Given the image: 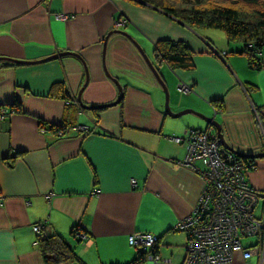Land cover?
<instances>
[{
  "label": "crops",
  "instance_id": "obj_1",
  "mask_svg": "<svg viewBox=\"0 0 264 264\" xmlns=\"http://www.w3.org/2000/svg\"><path fill=\"white\" fill-rule=\"evenodd\" d=\"M117 20L125 21L118 31L137 43L168 89L173 84L168 70L176 89L191 86L187 100L174 102L171 114L206 105L213 110L216 102L220 112L214 120L229 148L242 154L262 151L255 113L264 114V70L251 71L235 56L218 52L210 32L193 31L163 11L128 0H0V110L5 111L0 264H44L35 224L43 225L45 236L69 244L76 260L61 264H130L138 253L145 255L143 264H153L145 251L128 245L133 234L158 237L152 252L168 259L166 264L182 263L185 235L173 229L190 214L202 183L181 166L185 145L170 139L184 138L191 128L203 131L207 124L200 129L197 122L165 114L161 87L125 35H110L103 49ZM162 41L185 45L193 68L157 66L153 52ZM64 52L79 58L46 60ZM106 73L121 87V102L96 114L82 110L76 102L81 88L84 106L118 98ZM75 109L71 124L84 130L58 136L64 114ZM255 165L246 181L260 192L264 159ZM244 247L252 255L236 254L229 264H264L258 239Z\"/></svg>",
  "mask_w": 264,
  "mask_h": 264
},
{
  "label": "built area",
  "instance_id": "obj_2",
  "mask_svg": "<svg viewBox=\"0 0 264 264\" xmlns=\"http://www.w3.org/2000/svg\"><path fill=\"white\" fill-rule=\"evenodd\" d=\"M124 24L125 21L117 20L116 30ZM185 88L179 86V91ZM0 111V115L5 113L2 109ZM62 135L58 132V136ZM170 140L185 145L186 153L181 166L198 175L202 183L190 214L173 229L183 232L186 237L181 264H229L235 254L248 259L252 250L242 245L241 240L245 238L258 239L264 250V210L256 216L258 192L245 181V172L249 168L255 170L256 166L246 167L242 160L221 149L211 127L204 131L191 129L189 133L186 131L184 138ZM197 162L203 164V171L195 166ZM134 183L132 181V185ZM42 230V224L32 227L37 238L42 237ZM79 238L87 239L82 234ZM158 241V237L150 234H133L128 238V245L145 251L153 264L169 263L168 259H161L152 252Z\"/></svg>",
  "mask_w": 264,
  "mask_h": 264
},
{
  "label": "trees",
  "instance_id": "obj_3",
  "mask_svg": "<svg viewBox=\"0 0 264 264\" xmlns=\"http://www.w3.org/2000/svg\"><path fill=\"white\" fill-rule=\"evenodd\" d=\"M128 1L132 2V0ZM140 1L161 9L189 28L223 32L227 43H239L242 46L238 54L245 58L249 70L255 72L264 70V0H184L189 6L180 11V15L176 14L175 8L168 4L176 0H167L168 3H163V6L152 0ZM153 55L156 62L166 64L171 70L193 68L192 54L185 45L180 43L159 42L154 48ZM216 104L213 105L220 107ZM96 112L93 113L96 114ZM75 113L76 109L73 114L69 111L64 114V126L58 131L66 132L74 127L71 124L73 119L71 116L74 117ZM257 115L264 128V114H261L259 110ZM261 152H264V144ZM255 161L243 159L246 167L256 166ZM249 171L252 172V169ZM262 210H264V202L259 211L256 210L257 217ZM76 231L73 230L72 235ZM37 246L44 264H61L76 260L69 244L58 236L47 237L42 233V237L37 238ZM145 260V255L138 253L130 264H143Z\"/></svg>",
  "mask_w": 264,
  "mask_h": 264
},
{
  "label": "rangeland",
  "instance_id": "obj_4",
  "mask_svg": "<svg viewBox=\"0 0 264 264\" xmlns=\"http://www.w3.org/2000/svg\"><path fill=\"white\" fill-rule=\"evenodd\" d=\"M152 1H154L155 3H157L158 5H160V6H163V3L165 4H167L168 3V1L167 0H152ZM170 2V1H169ZM187 2V1H186ZM184 0H176V1H171L170 3H168L169 4V6H172V7H174L175 8V12H176V14H178V15H180V11H183V10H185L184 8H186V7H188L189 5L186 3ZM131 3H133V4H135V5H138V4H143L144 2H142V1H140V0H132V2ZM144 4H146V3H144ZM148 5V4H147ZM150 6V5H149ZM155 8V7H154ZM157 9V8H156ZM158 10H160V11H162L161 9H159L158 8ZM178 21V20H177ZM184 25V24H183ZM115 27H116V25H114ZM189 28V27H188ZM116 29V28H115ZM190 29H192V28H190ZM193 31H201L202 32V30L203 31H205V32H210V34H211V38L210 39H212V41H213V44H214V46H215V49H217L218 50V52H227V57L229 56H235L234 57V59L235 60H237V61H239V62H241V64L242 65H245V63H246V60H245V58L244 57H238V52H240L241 50H242V46L239 44V43H227V40H226V37H225V35H224V33L223 32H221V31H218V30H213V29H192ZM198 37H199V39H203L198 33L196 34ZM201 37V38H200ZM141 49V48H140ZM158 65L157 66H160V62H156ZM162 64L163 63H161V66H162ZM155 67V66H154ZM156 68V67H155ZM168 72H170V75H169V79L170 80H172L171 82L173 83L172 85H171V88H167L166 87V89H167V92H168V108H169V110H170V112H171V110L174 108V106H173V104H174V102H176V104H180V103H183V101H185V100H187V98H186V95L190 92V90H191V86H188V85H186V84H182V85H179V86H184V91H179V86H178V88L176 89V79H174L175 78V76L173 75V72L172 71H169L168 70ZM167 83H168V81H167ZM171 84V83H170ZM58 87V86H57ZM60 88V87H59ZM62 88V87H61ZM188 88V89H187ZM162 89V88H161ZM162 95H163V99H164V102H163V107H164V104H165V94H164V92H163V90H162ZM76 102H77V100H76ZM121 102V101H120ZM214 103H216V102H214ZM217 105V104H216ZM213 106V110L210 108V107H208L207 105H206V107L205 108H200L199 110H196V109H190V108H184V109H182V110H178L177 112H175V113H179V112H181V111H184V110H191V111H194V112H196V113H198V114H201V115H203V116H206V117H210V118H214V119H216V120H218L219 118L217 117V118H215V114L216 113H218V112H220V108L219 107H217V106H215V105H212ZM1 112V111H0ZM96 112V111H95ZM2 115V117L5 115V113L4 114H1ZM1 115H0V117H1ZM255 115H256V119L258 118L259 119V117H258V115H257V111H256V113H255ZM176 120H178V121H194V122H197V123H199L200 124V129H202V128H205L206 127V123L204 122V121H202L200 118H198V117H196L195 115H193V114H186V115H183V116H181V117H179L178 119H176ZM258 126H259V128H260V131H261V134H262V138H263V142H264V128H263V126L261 125V123L259 122V120H258ZM192 127H195V126H192ZM211 126H209V125H207V129H209ZM78 128H80V127H76V126H74V127H72L71 129H68L69 131H58V132H62V134L63 135H65L66 133H70V132H74V131H80V130H78ZM206 128L204 129V130H206ZM83 129V128H82ZM192 129V128H191ZM211 129L213 130V128L211 127ZM84 130V129H83ZM203 130V131H204ZM199 131H202V130H199ZM214 131V130H213ZM57 132V133H58ZM64 132V133H63ZM187 132L189 133L190 132V130H187ZM186 133V132H185ZM214 134H215V132H214ZM218 140V139H217ZM186 148V147H185ZM220 148L222 149L223 147L220 145ZM226 150V149H225ZM229 152V151H228ZM231 153V152H230ZM235 156V155H234ZM236 157V156H235ZM237 158V157H236ZM238 160H242L243 161V159H240V158H237ZM197 165H199V166H202L203 167V169L202 170H200V171H203L204 170V166H203V164H201V162H197L196 163ZM245 164V163H244ZM196 166V165H195ZM249 170H250V168H249ZM256 170V169H255ZM255 170H252V171H255ZM193 172V171H192ZM246 174H247V172H245V180H246ZM198 176V175H197ZM247 182V181H246ZM248 183V182H247ZM249 184V183H248ZM249 187L250 188H252L251 187V185H249ZM256 195H258V197H259V205H258V208H257V210L259 211V209H260V206L262 205V202H264V190H261L260 192H258ZM257 211V212H258ZM36 225V224H35ZM176 232H180V231H176ZM180 233H183V232H180ZM184 234V233H183ZM185 240H186V237H185ZM254 238H245V239H242L241 240V242H242V244H243V246L244 245H249V244H251L252 242H254ZM186 242V241H185ZM185 242H184V244H185ZM184 246V245H183ZM247 250H249L250 248H246ZM252 250V249H251ZM184 252V251H183ZM236 255V254H235ZM235 257V256H234ZM243 258V257H242ZM234 260V259H233Z\"/></svg>",
  "mask_w": 264,
  "mask_h": 264
},
{
  "label": "water",
  "instance_id": "obj_5",
  "mask_svg": "<svg viewBox=\"0 0 264 264\" xmlns=\"http://www.w3.org/2000/svg\"><path fill=\"white\" fill-rule=\"evenodd\" d=\"M112 34L125 35L133 43V45L137 48L138 52L141 54V56H142L145 64L147 65L148 69L150 70V72L152 73V75L154 76V78L156 79V81L158 82L159 86L162 88V90H163V92L165 94L164 112H165V114L167 116H169L171 118H178V117H181V116L186 115V114H193L196 117L200 118L202 121H204L207 125L211 126L213 128L214 132H215V136L218 139L219 144L224 149H226L227 151H229L233 155H235L237 158L244 159V160H262V159H264V152H260V153H257V154H242V153L236 152V151L232 150L231 148H229V146L226 144V142L223 139L220 125L214 120V118H209V117L203 116V115L198 114V113H196L194 111H191V110H184V111H181V112H179L177 114H171V112H170V110L168 108V92H167L166 85H165L166 80H165L163 74L161 72H159V70L157 68L154 67V65L150 62V60L147 58V56L143 53V51L137 45V43L134 42L129 36H127L123 32H120L118 30L109 32L108 35L106 36V38L103 41V49H105V47H106V42H107L108 37L110 35H112ZM67 55H71V56L73 55V56L79 58L75 54L64 52V53H59V54L53 55V56L47 58L46 60L60 58V57L67 56ZM0 61H1V59H0ZM8 61H10L12 63H16V64H34V63H38V62H21V61H14V60H8ZM106 76L116 86V88H117V90L119 92L118 98L114 102H112L111 104H108V105H103V106H84L82 104V102H81V99H80L81 92H82V88H81L80 91L78 92V95H77V104L79 105V107L82 110H86V111H90V112L102 111L104 109L116 106V105H118L120 103V101L122 100V97H123L121 87L119 86L118 82L115 79H111V77L109 76L108 73H106ZM86 81H87V77H86Z\"/></svg>",
  "mask_w": 264,
  "mask_h": 264
}]
</instances>
